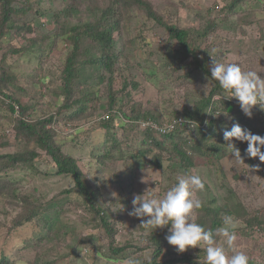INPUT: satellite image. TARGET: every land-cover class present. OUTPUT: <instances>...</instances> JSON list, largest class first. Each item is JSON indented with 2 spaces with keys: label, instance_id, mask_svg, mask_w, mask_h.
<instances>
[{
  "label": "rangeland",
  "instance_id": "374dc122",
  "mask_svg": "<svg viewBox=\"0 0 264 264\" xmlns=\"http://www.w3.org/2000/svg\"><path fill=\"white\" fill-rule=\"evenodd\" d=\"M24 1L31 4L28 18L34 19L35 39L43 37L42 41L47 45L46 50L40 52L37 46L30 49L27 41L21 37L1 41L0 66L10 78L7 91L21 105L34 109V112H28L32 120L45 119L49 113H56L54 124L47 127L57 133V143L67 144L64 151L77 160L79 169L89 183L103 188L101 201L110 205L107 214L111 211L116 220V242L118 245L128 243L139 249L137 252L134 248L128 249L119 259L107 257L108 240L98 231V220L93 215L81 220L77 211L58 210V204H81L84 200L75 190L62 194L65 190L73 189L72 179L69 176H56L53 162L36 148L34 141L25 142L24 137L18 140L14 137L13 115L7 107V103L12 101L0 96V133H4L0 134V143L5 145L0 153L9 156L20 153L24 157L35 151L39 155L27 166L10 171L13 182L21 186L16 190L23 195L21 203L29 201L32 206L38 205L37 213L44 210L47 217L59 211L61 221L57 227L60 235L54 234L52 230L42 231L41 222L40 228L35 224L10 230L9 220L19 208L16 209L0 197V256L7 257L13 264H32L35 258L41 264H47L57 255L65 253L68 247L76 245L79 231L81 235H94L92 240L97 247H104L102 257L97 258L93 252L90 258L83 260L84 264H126L129 259L149 260L156 249L152 233L166 240L170 255L178 253L166 239L171 225L156 230L145 228L141 218L129 216L128 213L132 210L134 195H143L150 190L152 196L162 198L176 183V177L185 172L178 168L179 165L167 160L163 170L152 169L150 161L159 150L155 149L144 156L137 155V150L141 149L137 144L143 135L135 126L129 134L133 137V144L122 146L123 156L131 157L134 162L95 158H100L107 146L102 144V130L94 124L106 118L109 92L119 91L115 97L121 98V102L115 108H120L119 115L122 116L117 117L115 123L123 125L125 130L132 127L131 118L137 113L153 116L162 122L166 119L165 112L169 116L184 108L191 109L199 97L205 96L201 89L206 85L208 93L212 83L194 69L190 57L187 58L178 50L164 25L174 24L188 30L194 50H197L196 46L198 51H206L210 60L209 68L212 67L213 59L224 63H240L244 70L257 71L264 78V1L242 0L235 4L234 14L225 12V18H222L224 14L211 10V7L214 3L225 7L232 0H146L160 16L161 22L149 18L142 11L125 9L117 4L109 16H103L100 10L94 11L93 8L102 9L112 0H74L72 14L61 12L68 3L61 4L59 0ZM97 21H101L103 29L113 27L110 68L107 70L97 63L101 57L100 45L93 39L81 36L79 55L75 62L79 72L66 85L64 66L68 42L65 36L56 35L57 30L63 27L66 32L71 27ZM209 24L213 26L207 35L200 37L203 28ZM9 48L17 51L5 53ZM172 58L175 61L170 64L168 61ZM14 108L17 109L15 105ZM242 112L233 111L225 114V117L229 119L231 115L239 116ZM245 116L264 122V110L257 112L252 109L251 117ZM119 127L116 126V138L123 144L124 129ZM242 143L236 141L235 146L240 150ZM167 157L166 153L162 154L164 160ZM233 158L229 152L218 164L207 167L201 164L202 158L195 159L193 170L205 179L204 192H198L196 196L202 202L209 203L221 197V201H218L220 206L225 203L227 190H233L249 209H259L260 219L264 220V176L250 171L251 166L246 158L245 165ZM255 161L260 162L258 158ZM48 200L55 201L42 207ZM21 206L27 207V204ZM235 243L237 251L244 252L255 264H264V235L253 240L237 238ZM221 244L227 254L232 255L227 245L223 244V239ZM197 249L189 248L185 252L194 253ZM90 251L89 247L83 250L84 253ZM164 257L169 258V255L165 254ZM163 260L160 259L161 262Z\"/></svg>",
  "mask_w": 264,
  "mask_h": 264
},
{
  "label": "trees",
  "instance_id": "16d2710c",
  "mask_svg": "<svg viewBox=\"0 0 264 264\" xmlns=\"http://www.w3.org/2000/svg\"><path fill=\"white\" fill-rule=\"evenodd\" d=\"M60 3L66 4L65 10L61 11L64 14H72L74 11L75 4L74 0H59ZM242 0H232L229 5L225 7L219 3H214L211 10L223 13L225 18V12L234 14V6ZM255 2H261L264 0H254ZM122 6L123 8H132L138 11L144 12L149 18L161 22L162 19L158 14L153 11L152 6L146 0H112L106 7L102 9L93 8L94 11L100 10L102 15L109 16L114 11L115 5ZM227 9V11H225ZM31 10V4L24 0H0V43L1 41L15 38H24L29 44V48L33 49L37 46V49L42 52L45 49L47 43L43 40V37L35 39L33 35L34 19L28 18L29 11ZM38 12V11H37ZM39 13V12H38ZM46 13V12H44ZM39 18L38 16L36 17ZM101 19V18H100ZM164 25L163 23H161ZM168 31V36L176 43L178 50L184 54L187 58L192 59V64L195 70H199L207 79L210 80L212 86L208 91L207 95L199 97L191 109L184 108L181 112H172L169 116L168 113H164L166 117L162 122L158 121L155 117L137 113L131 119L132 127L128 130L123 128V125H117L115 119L121 117L119 113L120 108L116 109L115 106L121 102V98H116V94L119 91H115L108 95L109 105L106 108V118L98 123H95V127L102 130L103 132V143L107 148L104 153L98 159H105L107 161H119L123 159L130 160L131 157H124L122 153V146L128 147L133 144V137L130 136V131L140 130V134L143 138L138 141L137 155L144 156L152 153L153 150H159L150 161L152 169L163 170L164 163L167 161L173 162L179 165L178 168L183 172H188L195 167V159L202 158L203 166H212L219 163L221 158H224L231 152L227 149V141L224 140L223 132L225 129H230L234 123H239L243 129L249 130L252 134L260 135L264 137V122L256 121L255 119H247L245 113L242 112L239 116H230L229 119L225 117V114H231L233 111L239 112L241 110L239 101L236 98L214 100L215 96L224 95V90L220 87L218 81L211 78V67L209 57L206 55V51L194 50L191 45L192 40L189 39L190 32L184 28H180L177 25L170 24L164 25ZM213 24H209L206 28H203L199 34L200 37H205ZM113 27L110 26L103 29L101 21L95 23H85L81 27L74 26L68 29L66 32L63 27L57 30L56 35L65 36L68 42V48L65 56V76L64 80L66 85L69 81L74 78L75 73L79 72L75 68V62H77L80 37L93 39L100 45L101 57L97 59V63L104 68L109 70L111 64L110 53L113 48ZM33 35V36H32ZM70 45V46H69ZM15 53L16 49L9 48L6 52ZM174 58L169 60L170 64L173 63ZM108 61V62H107ZM175 61V60H174ZM0 96L11 99L12 103H7L8 109L13 115L12 124L15 133V138L18 140L20 137H24L26 141H34L36 148L39 151L44 152L45 155L49 156L53 162L56 171V176H69L73 181V189L65 190L62 194H69L73 190L76 194L83 198V203L72 204L69 203L64 206L58 204V210H73L80 213V218L93 215L98 220V231L105 235L107 241L106 254L107 257L119 259L120 255L126 252L128 249L134 248L135 252L139 248L132 247L130 244L125 243L118 245L116 237L118 235V229L116 228V220L110 211V205L105 204L101 201L102 189L101 187L92 186L89 181L84 177L82 171L79 169L77 160L70 154L64 151L66 143H57V133L47 126L51 123L54 124V119H57L56 113H49L45 119L32 120L29 111L34 112V109H29L24 104L14 99L12 94H9L8 83L10 78L0 66ZM4 102V101H3ZM16 106V110L14 108ZM66 107V106H65ZM257 112H261L264 109L254 107ZM238 110V111H237ZM126 117L125 115H123ZM151 121L157 128L153 127H142L145 122ZM63 122V121H62ZM97 124V125H96ZM172 125L171 131L168 133H162L159 128L168 127ZM116 126L123 130V144H121L117 138ZM142 129V130H141ZM3 134L4 133H0ZM0 139L2 136L0 135ZM236 143V140H233ZM5 145L0 143V149ZM121 147V148H120ZM118 148V149H117ZM247 143L241 144V156L247 159L249 166H259V172L261 176H264V163H256V158H249L245 156V150ZM264 151V149H262ZM167 154V159L162 158V154ZM25 154V153H24ZM39 155L35 151L27 153L24 157L20 153H13L12 155H3L0 153V197H3L6 202L11 206L19 208L18 212H15L14 216L9 220L10 230H14L22 227H29L31 225H37L40 228L39 223L42 224V231H51L60 235L57 227L60 225L59 211H55L53 216L47 217L46 212L40 211L37 213L36 210L38 205L32 206V203L25 201L21 203L23 195H20L16 190L18 186L13 182V177L10 171H14L18 167L24 165L27 166ZM131 164V163H130ZM263 169V170H262ZM255 173V172H254ZM256 174V173H255ZM257 175V174H256ZM17 192V193H16ZM227 196L224 197L225 203L218 205L220 199H213L209 202H202L203 207L198 210L196 215V222L201 224L205 229L212 230L215 232L216 229L222 226V220L225 215L233 216L239 221L238 227L235 230L237 238L253 240L259 236L264 235V220L260 219L259 209L251 210L235 195L233 190H227ZM55 200H48L43 203L42 207L48 206ZM23 203L27 207H22ZM113 204V203H111ZM13 209V210H16ZM48 211V210H47ZM66 211V210H65ZM43 212V213H42ZM42 213V214H41ZM95 228V229H97ZM94 235L87 234L81 235L78 232V238L74 247H68L65 253L57 255L50 263L47 264H84L85 258H90L94 252L95 256L102 257V251L104 247H97L92 240ZM151 237L155 241L154 246L156 249L149 260L138 261L139 264H206L204 259L205 251L197 249L194 253L178 252L174 255L169 254L167 243L165 239H161V236L157 233H152ZM218 244H221L222 237H216ZM71 246V245H69ZM91 248L90 252L84 253L85 248ZM165 254L169 255V258H165ZM196 254V255H193ZM194 256V257H193ZM164 259L162 262L160 259ZM0 264H13L7 257L0 256ZM32 264H41L38 258H35ZM249 264H255L253 259H249Z\"/></svg>",
  "mask_w": 264,
  "mask_h": 264
},
{
  "label": "clouds",
  "instance_id": "9594fccd",
  "mask_svg": "<svg viewBox=\"0 0 264 264\" xmlns=\"http://www.w3.org/2000/svg\"><path fill=\"white\" fill-rule=\"evenodd\" d=\"M211 78L218 81L224 90V95L215 96L214 100L236 98L241 110L249 117L254 107L264 109V78L257 71L244 70L240 63H224L213 59ZM206 89L207 85L201 89L204 95H207ZM223 137L227 141V148L231 150L233 160L244 164L241 151L233 143V140H236L247 143L245 156L258 158L261 163H264V151H262L264 137L243 129L239 123H234L230 129H225ZM249 169L255 172L259 170V166L249 167ZM204 190V177L196 170H190L178 175L176 183L165 192L162 198L152 196L150 190L143 195H134L132 210L128 215L141 218L142 226L145 228L156 230L171 225L170 234L166 237L168 244L181 253L189 248L204 250L206 264H249V257L236 249L235 230L239 224L237 219L225 215L222 226L215 232L205 229L196 222L197 212L203 207L202 201L196 194ZM217 236L223 238V244L227 245V250L231 251L232 255H228L225 247L218 244ZM126 264H139V262L129 259Z\"/></svg>",
  "mask_w": 264,
  "mask_h": 264
},
{
  "label": "built area",
  "instance_id": "2783aa9c",
  "mask_svg": "<svg viewBox=\"0 0 264 264\" xmlns=\"http://www.w3.org/2000/svg\"><path fill=\"white\" fill-rule=\"evenodd\" d=\"M144 127L157 128V126L151 121L145 122ZM172 127H173L172 125H169L168 127H162V128H159V131H161L162 133H165V132L168 133L169 131H171Z\"/></svg>",
  "mask_w": 264,
  "mask_h": 264
}]
</instances>
